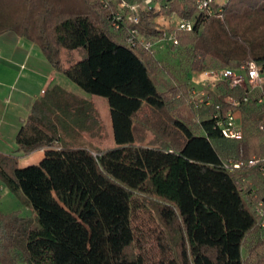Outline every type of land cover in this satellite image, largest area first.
Segmentation results:
<instances>
[{
    "label": "trees",
    "instance_id": "trees-1",
    "mask_svg": "<svg viewBox=\"0 0 264 264\" xmlns=\"http://www.w3.org/2000/svg\"><path fill=\"white\" fill-rule=\"evenodd\" d=\"M161 1L193 22L194 33L179 38L190 70L264 67V0H227L212 15L196 0ZM72 2L0 0V39L13 33L34 44L92 96L56 87L34 103L16 146L23 155L52 147L40 164L21 168L19 154L0 152V178L22 190L50 234L32 240L29 218L0 211V264H152L136 221L148 196L177 238L175 259L162 264H264V161L224 166L264 159L261 108H242V140L225 139L215 106L188 105L187 84L159 78L161 62L113 31L98 0ZM155 16L144 13L138 26L148 38L158 33ZM95 97L109 107L110 128ZM192 115L207 116L194 126ZM151 126L157 139L142 143Z\"/></svg>",
    "mask_w": 264,
    "mask_h": 264
},
{
    "label": "built area",
    "instance_id": "built-area-1",
    "mask_svg": "<svg viewBox=\"0 0 264 264\" xmlns=\"http://www.w3.org/2000/svg\"><path fill=\"white\" fill-rule=\"evenodd\" d=\"M103 9L108 12L110 25L113 31L122 33L127 44L155 55V47L167 45L170 41V50L180 45L179 38L185 34L194 33L193 22L172 10L165 12L169 4L164 6L161 0H98ZM197 10L201 13L214 14L213 6L218 0H196ZM155 12V29L153 37L144 36L138 29L144 13ZM221 12V10H219ZM2 58L0 51V60ZM24 68V66H23ZM195 77H187L184 96L188 103L196 108L215 106L213 118L215 126L225 139L242 140L244 129L241 122L242 108L259 107V114L264 130V67L257 61L250 60L237 69L211 68L197 71ZM182 97V93L178 95ZM222 100L223 103H220ZM227 106V110L224 109ZM201 121L199 118L198 123ZM264 159L230 160L224 166L228 171L242 170L243 168L257 167ZM260 224L264 228V204L257 208Z\"/></svg>",
    "mask_w": 264,
    "mask_h": 264
},
{
    "label": "crops",
    "instance_id": "crops-1",
    "mask_svg": "<svg viewBox=\"0 0 264 264\" xmlns=\"http://www.w3.org/2000/svg\"><path fill=\"white\" fill-rule=\"evenodd\" d=\"M36 48L34 44L14 34H6L0 39V152L19 154L21 168L40 164L46 152L52 149L44 147L28 155L19 153L18 148L15 149L17 132L28 120L34 103L42 98L46 91L61 87L90 100V97L66 80V75L54 69L42 50L38 51ZM57 74H62V77L59 78ZM187 75L191 77V73ZM3 185L0 183V189L4 188Z\"/></svg>",
    "mask_w": 264,
    "mask_h": 264
},
{
    "label": "rangeland",
    "instance_id": "rangeland-1",
    "mask_svg": "<svg viewBox=\"0 0 264 264\" xmlns=\"http://www.w3.org/2000/svg\"><path fill=\"white\" fill-rule=\"evenodd\" d=\"M65 1L66 4L68 5H72L73 3L72 0H65ZM230 1L231 0H229V2ZM226 2L227 0H218L219 4H223ZM14 36L17 35L14 34ZM178 42H180V40ZM170 45L171 43L169 41L167 42V45L162 44L155 47V57L157 58V60L161 62L159 64L158 77L160 78L163 76L167 80L172 79V83H175V81L176 82L179 81L178 83L182 84L184 79H188L187 78L188 73H191V77L196 76V74L192 73V70H190L189 67V56H187V54L190 48L186 45L185 46L181 45L180 42L179 44L180 46L177 49L170 50L169 48ZM36 49L38 51L42 50L38 47ZM201 70L204 69H200V71ZM57 75L59 78L62 77V74H57ZM65 78L67 81H69V83L71 82V84H73L75 88H77L80 92H82L87 97H90L91 100L92 96L90 94L84 92L71 79L69 80L67 76H65ZM170 95H172V93H170ZM184 99L186 98L184 97ZM94 100L97 103L98 107H100L102 116H104V120L106 121V124L110 127L111 117L109 116V107L107 103L101 97L99 98L95 97ZM142 114L148 117L152 115L150 114V110H145ZM175 115L176 117H181L179 114L177 115L175 113ZM206 116L207 115H201L199 117H196V115H192L189 118H187L186 121L188 120L191 122V125L196 126L198 124L199 118L202 119L203 117ZM260 117L263 118V116L258 115V118ZM260 123L262 124L263 122L260 120ZM155 130L156 129L151 126V129L148 132L144 130L143 132L140 131L138 138L142 139V143H148V142L154 143V140L157 139ZM195 130H197V127H195ZM104 143L106 144L107 141ZM15 149H17L16 144H15ZM0 183H2V185L4 184L3 185L4 188L0 189V211L3 214L19 213L29 218L31 224L30 229H32L33 232L31 238L32 240L34 238H39V237L48 238V236H50L49 231H46L45 227L42 225L33 206L30 204L28 197L22 192V190L16 188H13V190L10 189L9 186L6 184L5 180L2 178H0ZM146 200H147L146 201L147 206L143 207L140 211L136 213L137 214L136 221L138 228H141L146 235L145 246L147 248V255H149L151 258L150 263L162 264L163 262H169L171 260H174L178 250L176 234L169 227L165 225V223L162 221V219L159 217L158 213L156 212L157 203H159L160 200L151 196L146 197Z\"/></svg>",
    "mask_w": 264,
    "mask_h": 264
}]
</instances>
